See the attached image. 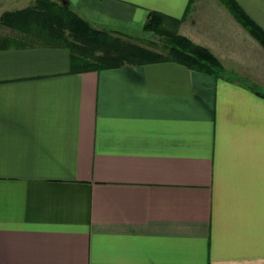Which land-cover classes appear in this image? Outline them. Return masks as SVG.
<instances>
[{"label":"crops","instance_id":"1","mask_svg":"<svg viewBox=\"0 0 264 264\" xmlns=\"http://www.w3.org/2000/svg\"><path fill=\"white\" fill-rule=\"evenodd\" d=\"M66 1L129 34L183 19L224 71L0 46V264H264V47L220 0ZM235 1L264 30V0Z\"/></svg>","mask_w":264,"mask_h":264},{"label":"trees","instance_id":"2","mask_svg":"<svg viewBox=\"0 0 264 264\" xmlns=\"http://www.w3.org/2000/svg\"><path fill=\"white\" fill-rule=\"evenodd\" d=\"M195 0L190 1L188 13ZM237 21L264 47V30L235 0H220ZM183 19L151 12L140 32L97 28L76 13L66 0H36L27 8L6 11L0 24L13 37L0 38L2 49L60 47L70 51L72 72L99 71L128 65L174 61L191 70L219 76L221 61L210 50L179 33ZM138 33L157 37L147 45L137 43Z\"/></svg>","mask_w":264,"mask_h":264},{"label":"rangeland","instance_id":"3","mask_svg":"<svg viewBox=\"0 0 264 264\" xmlns=\"http://www.w3.org/2000/svg\"><path fill=\"white\" fill-rule=\"evenodd\" d=\"M58 1V0H57ZM36 2V0H34L33 4ZM20 5V4H18ZM11 6V4H7V3H3L2 5H0V12L2 13L4 10L8 9L9 7ZM5 12V11H4ZM181 31V28H179ZM137 37H136V42L137 43H140V44H143V45H147L148 44V41H152L154 40L157 36L154 35V34H141V33H138L136 34Z\"/></svg>","mask_w":264,"mask_h":264}]
</instances>
